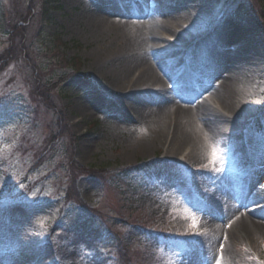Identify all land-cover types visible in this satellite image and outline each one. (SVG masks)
<instances>
[{
  "label": "rangeland",
  "instance_id": "374dc122",
  "mask_svg": "<svg viewBox=\"0 0 264 264\" xmlns=\"http://www.w3.org/2000/svg\"><path fill=\"white\" fill-rule=\"evenodd\" d=\"M198 2L209 6V13L183 15H189L188 38L204 28L202 22L217 28L236 74L231 82L219 83L221 96L226 93L238 105L227 110L217 98L208 103L215 114L195 118L206 148L201 160L189 155L190 147L172 156L163 141L154 145L144 123L125 121L103 106L108 98L124 106L120 92L110 87L112 66L121 65L133 52L147 57V43L156 40L143 18L116 28L113 16L101 9L110 3L96 7L91 0H58L60 6L51 9L47 23L39 16L42 0H0V26L9 23L12 29L21 15L31 16L30 24L16 32L15 42L5 36V28L0 29V264H194L196 255L202 264H264V215L259 216V229L252 231H242L240 221L229 215L215 239L212 230L218 227L210 223L207 202L201 200L220 198L227 182L240 190V197L250 195L253 187L264 188V29L247 12L248 3L264 11V1ZM149 4L158 5L157 0ZM95 10L109 19H101ZM224 21H230L225 27L230 33V25L241 27L237 40L218 29ZM40 32L43 40L38 38ZM168 32L164 37L171 39ZM55 34L62 35L61 44H69L59 56L47 50ZM130 40L127 52L125 43ZM235 41L243 59H249L246 64L236 60ZM203 53L191 50L188 73L200 71L199 60L206 68ZM62 57H76L80 75L59 83L58 77L73 74L67 71L69 62L54 64ZM33 73L40 87L32 84ZM46 91L51 94L48 101ZM209 95L203 90L192 98L199 101ZM89 96L103 109L83 113L78 105ZM178 105L172 102L165 109L172 111ZM218 113L233 116L235 124L214 134L208 126ZM255 117L263 124L261 130ZM52 124L59 127L55 131L62 138L49 148ZM126 168H133L129 186ZM75 189L83 205L67 202L66 194L75 200ZM260 197L253 196L248 205L263 204ZM122 200L132 209L122 212ZM211 239L216 242L213 248Z\"/></svg>",
  "mask_w": 264,
  "mask_h": 264
},
{
  "label": "bare ground",
  "instance_id": "6f19581e",
  "mask_svg": "<svg viewBox=\"0 0 264 264\" xmlns=\"http://www.w3.org/2000/svg\"><path fill=\"white\" fill-rule=\"evenodd\" d=\"M149 1L120 0L116 2L109 0L110 5L101 6V9L109 17L120 16L125 19L119 20L111 17L114 22H112V27L117 28L119 25L123 26L129 22H134V18H143V23L149 27L147 31L150 37L153 36L156 39L153 42L147 43L145 47L149 51L147 57L139 58L137 53L133 52L123 58V61L120 62L121 65L114 64L113 68H111L112 70L108 71L109 73L111 72V77H113L110 87L120 92L121 97L124 99V106L123 102L119 101L123 108L119 107L118 102L112 98H108L103 106L105 105L111 110H115L118 113V117L125 121L139 125L144 123L146 130L151 132L149 133L151 138H149L153 139L154 145L163 141L162 144L170 148L172 156L176 157L185 147H190L189 155H192L197 160H201L206 148H204L203 139L198 132L199 127L197 124V126L195 125V118L201 113L207 115H210V113L215 114L210 111L208 103L210 104L217 98L222 100L221 106L227 110L238 107L236 103L234 104V99L233 101L229 99V96L225 93V88L223 89L225 94L223 97L221 96L220 85H218L220 82L224 84L227 83L226 81L231 82L232 78H234L233 75H236L232 69L231 62H228L233 59L231 58L230 60L227 53L221 54L223 51L221 49L218 50L219 47L224 49V46H226L224 42L226 43V41L220 37L217 28L212 26V24L207 25L205 22H202L201 26L204 28L199 29L198 23L195 27L199 29L198 37L196 38L205 39L199 43L201 45L199 49L208 48L204 46L206 43L208 46L212 45L217 49L211 55H204L203 60L206 68H203L200 73L196 75L194 72H191L192 74L187 73L186 71L191 64H189V58L186 59L187 55L183 53H188L193 46L197 47L198 43H195V38H187V34L192 32L190 28H187L190 25L188 24L189 15L184 18L182 17L185 13L192 14L193 18L198 17V15L205 17L209 13V6L201 4L198 0H181L178 2L174 0H157V6L150 5ZM98 12L101 14V19H109L101 10ZM102 21L104 24L106 23L105 20ZM223 23L224 25L218 29L223 30L224 33H228L230 40H237L236 36L239 35L241 27L230 25L232 32L230 33L229 30L225 29L226 25L230 24V21H224ZM96 24H100V22ZM97 27L100 26L98 25ZM164 31H169L168 35L171 36V39L164 37ZM223 32L220 31V33ZM178 42L179 44H184L180 49L177 48L179 46ZM131 45V40L125 43V47L128 49L127 52ZM235 45H238L237 51L241 49L238 41H235ZM124 51V54H126L125 48ZM236 57L237 61L243 59L242 50L238 51ZM248 60L245 58L241 62L246 64ZM139 61H144V64L134 69L132 66ZM191 62H195V59H191ZM197 65L199 69L204 67L201 60L197 61ZM172 66H176L177 68L170 73L171 70H168V68ZM213 67H215L214 70ZM198 74L199 76L196 77ZM178 77H183L182 84L187 85V87L190 85L188 90L191 91L185 92L182 87L180 88L182 90H179L183 92L181 94L178 93L179 90L177 89L181 87L180 85L177 86L178 88L176 87V93L167 89L166 83L168 80L169 82L175 80L174 84H177L179 81ZM120 78L123 80L118 81L121 80ZM203 90L208 91L210 95L199 101L192 98L193 94H198ZM172 102L179 103L176 109L172 108L173 112L169 111V108L165 109ZM103 106L102 103L92 99L91 96L87 97L85 102H80V105H78L83 113H90L95 109H103ZM218 114L216 119L208 126L209 130L213 131L214 134L221 132L223 127H232L235 124L233 116L224 113ZM183 124L185 125L184 130L182 129ZM180 127L182 130L179 129ZM182 131L183 135L180 136L179 134ZM255 194L261 196L264 194V191L261 187L256 186L255 188L253 187L251 196H255ZM251 196H241V202H243L241 204L230 203L226 200L228 199L227 196L217 199L213 195L210 198L209 203L213 207L207 210L208 214H210V223H214V226L218 227L215 228L216 230H212L215 232V239L217 238L216 233L217 235L220 233L218 229L229 215L240 221L239 228H244L242 231L245 229H249V231L259 229V216L264 215V212L249 211L248 207L250 205L248 204L252 202L250 200ZM220 216L222 218H218ZM215 239L209 241V247L213 248L216 243ZM195 264H202V260L198 259Z\"/></svg>",
  "mask_w": 264,
  "mask_h": 264
},
{
  "label": "trees",
  "instance_id": "16d2710c",
  "mask_svg": "<svg viewBox=\"0 0 264 264\" xmlns=\"http://www.w3.org/2000/svg\"><path fill=\"white\" fill-rule=\"evenodd\" d=\"M52 1H49V0H45L44 1V3H43V5L40 7V9H39V16L40 15H43V20L42 21H44V22H50V15H49V12H50V10L52 9V8H56L55 6H54V4L52 5V3H51ZM0 15H3L2 14V12H0ZM26 15V17H24ZM28 16H30V13H25L24 15H21V17H20V21H19V23H16L15 24V26L11 29L10 28V26H9V23L6 25V28L5 27H3V26H0L1 28L0 29H4V32H5V36H9V39L11 40V41H13V42H15V39H16V32L18 31V29L19 28H23V26H25V25H20V22H23V23H25V24H27V23H29V17ZM28 17V18H27ZM30 24V23H29ZM11 31H13V32H11ZM41 37V39H42V34H41V32L39 33V35H38V38H40ZM43 40V39H42ZM53 46L51 47L52 49H54L55 50V52L54 51H52L51 49H48L49 51H51L52 53H54L56 56H59L60 54H62V52H61V49H60V43H61V40H60V38L59 37H57V39H56V37L54 38V40H53ZM12 49V48H11ZM6 52V51H5ZM31 60L32 59H30L29 60V62H28V64L29 63H31ZM63 61H66V59L65 58H59L58 59V63L59 64H61ZM6 62V59H5V61H4V63ZM38 62V61H37ZM39 63V62H38ZM57 63V62H56ZM56 63H54L55 65H57ZM53 64V65H54ZM63 67V66H62ZM38 68V64L36 63V61L34 62V64H33V69H37ZM27 73V72H26ZM30 79L32 80V84H34L35 86H38V87H40L39 86V83H41L40 81H37L36 80V78H35V76H34V73H33V75H31L30 76ZM39 82V83H38ZM36 88V87H35ZM34 91H35V89H34ZM46 97H47V100L46 101H48V100H50L49 99V95L46 93ZM51 105H52V103H50ZM51 105H48V107L49 106H51Z\"/></svg>",
  "mask_w": 264,
  "mask_h": 264
}]
</instances>
